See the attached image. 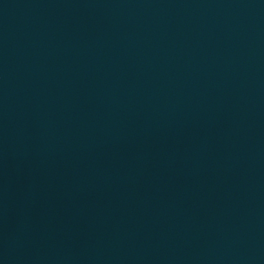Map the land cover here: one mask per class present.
Returning <instances> with one entry per match:
<instances>
[{
  "label": "water",
  "instance_id": "water-1",
  "mask_svg": "<svg viewBox=\"0 0 264 264\" xmlns=\"http://www.w3.org/2000/svg\"><path fill=\"white\" fill-rule=\"evenodd\" d=\"M0 264H264V0H0Z\"/></svg>",
  "mask_w": 264,
  "mask_h": 264
}]
</instances>
